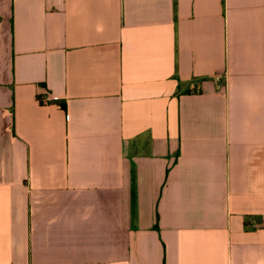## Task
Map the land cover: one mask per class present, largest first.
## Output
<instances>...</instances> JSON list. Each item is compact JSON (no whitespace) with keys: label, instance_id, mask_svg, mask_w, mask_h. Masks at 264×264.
I'll return each instance as SVG.
<instances>
[{"label":"crops","instance_id":"obj_1","mask_svg":"<svg viewBox=\"0 0 264 264\" xmlns=\"http://www.w3.org/2000/svg\"><path fill=\"white\" fill-rule=\"evenodd\" d=\"M0 264H264V0H0Z\"/></svg>","mask_w":264,"mask_h":264}]
</instances>
